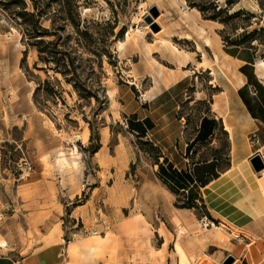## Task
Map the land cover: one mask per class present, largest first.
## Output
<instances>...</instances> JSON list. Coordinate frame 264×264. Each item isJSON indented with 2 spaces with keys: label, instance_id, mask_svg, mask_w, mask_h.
I'll use <instances>...</instances> for the list:
<instances>
[{
  "label": "rangeland",
  "instance_id": "1",
  "mask_svg": "<svg viewBox=\"0 0 264 264\" xmlns=\"http://www.w3.org/2000/svg\"><path fill=\"white\" fill-rule=\"evenodd\" d=\"M156 4L158 31L145 19ZM232 44L264 61V0H0L13 116L0 146V264H73L68 249L93 232L109 238L88 264H176L177 240L199 263L221 222L231 252L264 245L237 194L187 192L160 169L198 178L199 164H232L213 103L235 69L205 68L217 54L226 65ZM144 118L155 128L133 130ZM243 181L232 182L241 193Z\"/></svg>",
  "mask_w": 264,
  "mask_h": 264
},
{
  "label": "crops",
  "instance_id": "2",
  "mask_svg": "<svg viewBox=\"0 0 264 264\" xmlns=\"http://www.w3.org/2000/svg\"><path fill=\"white\" fill-rule=\"evenodd\" d=\"M231 48L226 50V65L222 66L220 61H216L218 60L217 54L212 58V67L205 68L216 69L224 74L227 72L225 68L226 70L227 68L235 69L234 74L230 72V76L226 74V82L218 83V107L222 109V112L217 113L213 110L218 119V130L225 132L230 139L232 164L222 172L215 168L213 161L207 162L205 167L199 164L200 177L193 178L189 175L186 181L188 189H184L187 192L197 183H200L199 188L203 189L227 169L245 160L250 161L257 154L264 155V61L261 60L262 55L252 46L232 44ZM10 98H12V93L5 70L0 69V146L6 140L13 124V116L7 113ZM216 101L214 99V103ZM133 124L137 129L142 130L155 128L154 122L145 121V118L137 119ZM203 130H205L204 127ZM202 136L205 137V133ZM165 168L168 170L167 166ZM172 169L174 170V167ZM209 174H211L210 178ZM195 196L192 194L193 201L198 200ZM243 261L241 260V264H250L245 257ZM253 264H264V256L262 255V258Z\"/></svg>",
  "mask_w": 264,
  "mask_h": 264
},
{
  "label": "bare ground",
  "instance_id": "3",
  "mask_svg": "<svg viewBox=\"0 0 264 264\" xmlns=\"http://www.w3.org/2000/svg\"><path fill=\"white\" fill-rule=\"evenodd\" d=\"M156 6H158V4H156ZM153 21L161 25L159 19L154 18ZM131 37L135 36L129 32L127 34V38L130 39ZM157 65L158 76L163 78L164 81H170L171 73L168 74V70L171 72L173 70H170L158 61ZM190 72L194 73L192 70ZM215 81L216 79H213L211 83H214ZM145 96L147 98L148 95ZM213 110L217 113L218 111L222 112V109L218 107V100L213 104ZM261 157L264 161V155ZM236 176L240 179H244L242 184L245 185L246 188L245 190L242 189V193L238 192V189L232 183L233 178ZM205 189L211 196L212 200H214L213 197H215L219 192L223 191H226L230 195L237 194L240 197L238 203L248 207L249 212L253 215V218L256 220L257 224L262 227V231L264 232V170L261 172V176H257V173L250 164V161L245 160L244 162L224 171L219 178L217 177L210 181ZM140 216L143 217V214ZM176 224L179 226L180 233H184L183 221L179 217L176 219ZM199 224H201V222ZM214 227H216L218 232L214 234L212 241L208 244L206 251L201 258L206 257L214 264H227V259L229 257H233V264H240L241 258L245 257L248 259L250 264H253L257 263L262 258V255L264 256V245L262 243L257 244V242H254V244H248L246 246V250L243 248L236 253L233 251L231 252L225 243L220 241L223 238V232H225L227 225L224 222H221L220 225ZM161 235L163 236L165 233L162 232ZM107 238H109L108 235L103 236L98 234V232H93L91 235L81 237L77 240V242H74V246L72 245V247L68 249L69 259L74 261L73 264L90 263L92 255L97 256L102 251V247L105 244L104 241ZM78 241H80V245L78 244ZM1 244L5 246L6 242L3 240L1 241ZM214 244L225 250V256L223 258H218L209 251V248ZM82 248L84 250H82ZM172 258L176 264H199L198 262L192 263L179 240L176 242ZM117 260L118 256L111 257L110 263L119 264Z\"/></svg>",
  "mask_w": 264,
  "mask_h": 264
},
{
  "label": "water",
  "instance_id": "4",
  "mask_svg": "<svg viewBox=\"0 0 264 264\" xmlns=\"http://www.w3.org/2000/svg\"><path fill=\"white\" fill-rule=\"evenodd\" d=\"M153 13V15H147L145 17L146 21L148 23H150L152 25V28L154 29V31H158L160 29V26L158 25V23H155L154 17L158 16V7L155 5L151 11ZM251 163L253 164L254 168L256 171H261L262 169H264V161L261 157L260 154L255 155L254 157L251 158ZM209 251L214 254L215 256H217L218 258H223L225 256V250H223L222 248H220L218 245L214 244L209 248ZM234 261L233 257H229L227 259V264H231ZM199 264H214L212 261H210L208 258L204 257L201 259V261L199 262Z\"/></svg>",
  "mask_w": 264,
  "mask_h": 264
},
{
  "label": "trees",
  "instance_id": "5",
  "mask_svg": "<svg viewBox=\"0 0 264 264\" xmlns=\"http://www.w3.org/2000/svg\"><path fill=\"white\" fill-rule=\"evenodd\" d=\"M145 121H151L149 118H146ZM204 133L206 134L205 137L203 138L204 140H207L209 138V136L213 133L212 129L210 128V125L209 123L204 120ZM134 122H132V126L134 127L133 130H135L136 132L138 133H143L145 134L146 133V130H142V129H137V127H135V125L133 124ZM201 130H199L198 134L200 133ZM173 164L172 163H168V170L165 168L164 165H161L160 166V169H161V173H162V177H164L165 179H168V180H176L178 182H180V188L181 189H188V187L186 186V181H188L189 179V175L186 177L184 174L176 171V170H173Z\"/></svg>",
  "mask_w": 264,
  "mask_h": 264
},
{
  "label": "built area",
  "instance_id": "6",
  "mask_svg": "<svg viewBox=\"0 0 264 264\" xmlns=\"http://www.w3.org/2000/svg\"><path fill=\"white\" fill-rule=\"evenodd\" d=\"M200 222H201L200 225H201L202 227H203V226H205V227H209V225H210L209 222L206 221L205 219L201 220Z\"/></svg>",
  "mask_w": 264,
  "mask_h": 264
}]
</instances>
